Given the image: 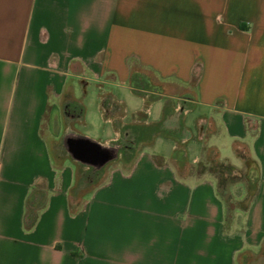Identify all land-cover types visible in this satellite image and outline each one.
<instances>
[{"label": "crops", "instance_id": "0c3cea01", "mask_svg": "<svg viewBox=\"0 0 264 264\" xmlns=\"http://www.w3.org/2000/svg\"><path fill=\"white\" fill-rule=\"evenodd\" d=\"M263 249L264 0H0V264Z\"/></svg>", "mask_w": 264, "mask_h": 264}, {"label": "rangeland", "instance_id": "374dc122", "mask_svg": "<svg viewBox=\"0 0 264 264\" xmlns=\"http://www.w3.org/2000/svg\"><path fill=\"white\" fill-rule=\"evenodd\" d=\"M226 170L221 167L217 170L216 177L218 179L219 190L226 204V226H231L234 222L233 217L236 208H246L249 196H247L243 201H237L232 196V193L228 192V186L230 184H235L237 181H244V175L242 173H237L235 175H229L225 173ZM241 175V176H240ZM246 182V181H245ZM226 190V192H224ZM224 192V193H223ZM247 264H264V249L260 252L251 254L246 260Z\"/></svg>", "mask_w": 264, "mask_h": 264}, {"label": "built area", "instance_id": "2783aa9c", "mask_svg": "<svg viewBox=\"0 0 264 264\" xmlns=\"http://www.w3.org/2000/svg\"><path fill=\"white\" fill-rule=\"evenodd\" d=\"M189 100H181L175 107V114L178 117L186 116L190 113V108L188 107Z\"/></svg>", "mask_w": 264, "mask_h": 264}, {"label": "trees", "instance_id": "16d2710c", "mask_svg": "<svg viewBox=\"0 0 264 264\" xmlns=\"http://www.w3.org/2000/svg\"><path fill=\"white\" fill-rule=\"evenodd\" d=\"M243 178L246 179V181L249 184L248 192H250V193H249V199H248L247 206H246V208H248L250 201L252 200V197L254 196L255 192L257 191V183L252 184V183H250V180L247 177L244 176ZM224 192H226V190H224Z\"/></svg>", "mask_w": 264, "mask_h": 264}]
</instances>
